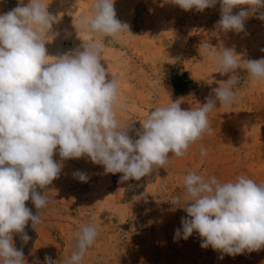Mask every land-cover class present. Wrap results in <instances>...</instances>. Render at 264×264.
<instances>
[{
	"label": "clouds",
	"instance_id": "9594fccd",
	"mask_svg": "<svg viewBox=\"0 0 264 264\" xmlns=\"http://www.w3.org/2000/svg\"><path fill=\"white\" fill-rule=\"evenodd\" d=\"M184 11L198 12L214 7L218 0H168ZM218 27L224 31H244L245 21L264 0H219ZM241 7L233 14V9ZM258 19L264 20V12ZM57 15L49 11L45 0H29L0 14V264H25L13 235L30 240L26 225L41 223L40 210L50 197L41 194L59 177L62 164L53 159L58 149L62 160L87 156L103 165L105 173H122L121 181L140 180L169 163V153L183 157L189 147L212 134L209 114L220 107L229 108L237 100L234 86L239 83L236 70L241 68L233 48H221L214 55L219 73L229 78L212 90L198 108L183 110L180 101L153 109L141 129L117 118L126 110L121 101L118 79L102 63L104 39L119 44L130 26L116 18L114 0H94L91 13L79 17L78 32L97 39L85 42L60 55L48 54L46 43ZM209 43L200 50L208 56ZM250 83H264V58L243 61ZM135 131L136 139L129 133ZM200 155H207L200 148ZM165 168V167H164ZM87 182L83 172L74 173ZM183 195L169 202L183 208L181 228L174 241L188 239L193 232L202 238L201 248L235 256L264 248V183L243 175L220 183L215 176L205 179L190 172L184 177ZM33 202V215L26 202ZM179 205V206H178ZM98 237L97 227L84 225L74 233L75 247L67 264H81L87 249ZM221 259L223 256L220 257ZM34 264H41L37 258ZM43 264H55L45 255Z\"/></svg>",
	"mask_w": 264,
	"mask_h": 264
},
{
	"label": "rangeland",
	"instance_id": "374dc122",
	"mask_svg": "<svg viewBox=\"0 0 264 264\" xmlns=\"http://www.w3.org/2000/svg\"><path fill=\"white\" fill-rule=\"evenodd\" d=\"M28 2L0 0V14ZM93 2L45 0L49 11L57 15L51 32H59L45 45L49 55L97 39L83 32L77 37L61 21L70 23L79 9L90 14ZM241 7L248 8L236 7L233 14ZM220 8L219 0L202 12L184 11L168 0H114L116 18L129 24L132 35L125 34L116 45L105 38L102 63L120 83L126 110L117 118L125 125L141 129L150 111L171 100L180 101L183 110L203 105L212 90L232 75L219 73L215 63L213 54L225 47L233 48L242 60L236 70L237 100L229 108L217 102L208 116L212 134L191 145L183 157L169 153L165 168L140 180L121 181L122 173H105L103 165L94 164L87 156L62 160L57 149L53 159L63 166L59 177L39 190L50 197L48 206L40 210L41 223L36 229L31 222L26 225L27 243L20 234L13 235L15 247L23 250L25 264H34L37 258L43 264L45 255L55 264H67L75 247L74 233L88 224L97 227L98 237L81 264H264V248L230 256L210 246L201 248L203 241L196 232L186 240L174 241L175 230L182 227L181 218H187V213L169 200L183 195L188 173L205 179L215 176L220 183L240 175L264 183V83H250L243 68V61L264 58V20L257 18L264 8L250 15L239 33L218 27ZM204 42L210 45L208 56L200 50ZM183 73L196 84L179 92L174 75ZM129 135L137 138L135 131ZM201 147L207 151L203 157ZM78 171L88 176L87 182L74 176ZM26 206L33 215L38 214L31 199Z\"/></svg>",
	"mask_w": 264,
	"mask_h": 264
},
{
	"label": "trees",
	"instance_id": "16d2710c",
	"mask_svg": "<svg viewBox=\"0 0 264 264\" xmlns=\"http://www.w3.org/2000/svg\"><path fill=\"white\" fill-rule=\"evenodd\" d=\"M174 82L177 87V91L183 92L186 87L196 84L194 80L188 75V73H183L182 75H174Z\"/></svg>",
	"mask_w": 264,
	"mask_h": 264
},
{
	"label": "bare ground",
	"instance_id": "6f19581e",
	"mask_svg": "<svg viewBox=\"0 0 264 264\" xmlns=\"http://www.w3.org/2000/svg\"><path fill=\"white\" fill-rule=\"evenodd\" d=\"M81 9H83L82 7H81ZM77 11V10H76ZM74 12H72V14H73ZM84 14H88L87 13V11H84V12H81V10L79 9L78 10V12L77 13H74V17L72 18V20H71V22L69 23V22H67V21H65L64 19H61V21L63 20V22H62V24H64V26H66V27H64V28H70L71 29V31L73 32V34L75 35V36H77L78 37V35H79V33L80 32H78L77 33V30L75 29V26H77L78 27V20H79V17L80 16H82V15H84ZM64 18V17H63ZM69 21V20H68ZM61 24V23H60ZM62 26V25H61ZM62 28H63V26H62ZM64 30V29H63ZM66 30V29H65ZM70 31V30H69ZM65 32V31H64ZM63 32V33H64ZM66 32H68V31H66ZM65 32V33H66ZM59 33V32H58ZM64 33V34H65ZM70 33V32H69ZM63 34V35H64ZM67 34V33H66ZM65 34V35H66ZM64 35V36H65ZM60 36H61V34H60ZM67 36V35H66ZM81 36H83V35H81Z\"/></svg>",
	"mask_w": 264,
	"mask_h": 264
}]
</instances>
